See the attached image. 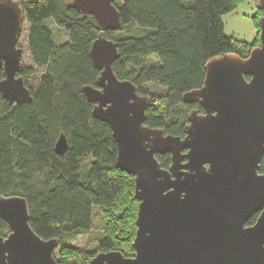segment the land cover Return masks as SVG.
<instances>
[{"label": "trees", "instance_id": "16d2710c", "mask_svg": "<svg viewBox=\"0 0 264 264\" xmlns=\"http://www.w3.org/2000/svg\"><path fill=\"white\" fill-rule=\"evenodd\" d=\"M238 1L114 0L121 29L101 33L93 17L82 15L72 2L22 0L32 67L19 76L33 100L10 106L0 95V197L26 199L33 232L44 241L59 239L63 246L56 264H90L97 253L111 251L130 257L136 231L133 178L116 168L110 130L92 118V105L81 92L95 87L100 75L89 56L93 42L99 35L114 42L119 59L113 73L150 98L145 126L183 139L188 112L202 110L183 105L181 96L201 87L205 63L227 53L245 58L259 44L258 36L247 45L223 34L221 17ZM260 16L257 11L258 33ZM147 85L164 93H147ZM61 135L67 148L57 155ZM156 159L161 168L169 167V155ZM259 173L264 175V154ZM94 208L108 219L96 250L79 253L65 247L91 230ZM8 232L0 221V236Z\"/></svg>", "mask_w": 264, "mask_h": 264}, {"label": "water", "instance_id": "95a60500", "mask_svg": "<svg viewBox=\"0 0 264 264\" xmlns=\"http://www.w3.org/2000/svg\"><path fill=\"white\" fill-rule=\"evenodd\" d=\"M114 0H73L102 32L121 29ZM259 44L247 57L227 53L204 65L198 89L181 96L187 115L183 139L145 126L148 96L117 79V45L99 37L89 56L100 75L81 92L93 119L108 126L116 146V168L133 178L137 202L132 254L97 253L90 264H264V0H256ZM22 0H0V95L12 106L32 102L19 76L24 68L19 39ZM67 148L64 136L54 152ZM169 155L167 169L156 156ZM257 215L255 223L248 221ZM25 198L0 197V264H56L59 239L44 241L29 226Z\"/></svg>", "mask_w": 264, "mask_h": 264}, {"label": "rangeland", "instance_id": "374dc122", "mask_svg": "<svg viewBox=\"0 0 264 264\" xmlns=\"http://www.w3.org/2000/svg\"><path fill=\"white\" fill-rule=\"evenodd\" d=\"M66 2H72L73 0H65ZM122 2V0H115L116 4ZM257 10L255 6V0H241L238 1L235 8L224 14L221 17L223 26V34L227 38H232L238 42L251 45L258 36V30L256 28ZM27 31L28 25L25 22L23 25V32L19 39V47L23 50L22 63L24 67H32V63L27 50ZM43 70H40L37 74V78L41 76ZM33 88H36L37 81L30 82ZM147 93H164L163 89L157 88L152 85H147L143 88ZM87 160L84 161L86 163ZM108 219L101 210L94 208L92 211V227L91 230L84 235L76 237V240L67 244L65 247H69L79 253L94 252L97 247L98 241L104 236ZM63 246L58 247L53 253L54 260H59V252Z\"/></svg>", "mask_w": 264, "mask_h": 264}]
</instances>
